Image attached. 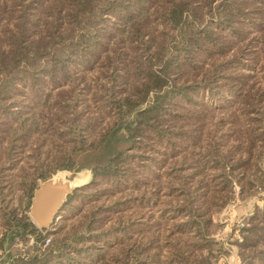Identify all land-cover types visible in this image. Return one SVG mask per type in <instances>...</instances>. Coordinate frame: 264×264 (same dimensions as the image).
<instances>
[{
    "label": "rangeland",
    "instance_id": "1",
    "mask_svg": "<svg viewBox=\"0 0 264 264\" xmlns=\"http://www.w3.org/2000/svg\"><path fill=\"white\" fill-rule=\"evenodd\" d=\"M41 1L0 0V6L6 4L0 15V245L6 229L18 218L29 219L41 228L31 215L32 198L41 182L59 174L80 185L66 196L54 222L41 228L45 229L43 234L52 232L47 237L52 239L50 244H55L54 249L65 243L62 254L56 253L59 260L52 257L50 261L56 263L51 264H66L60 259L72 257L71 264H98L97 253L89 255L88 250L119 242L121 237L126 238V232L133 239L142 234L147 239L159 236L162 243L169 235L177 239L180 233L186 239L190 211L186 207L181 214L179 207L188 199L186 203L201 207L198 210L208 214L212 224L215 241L203 247V254L211 252L212 264H242L237 245L240 229L249 216L264 208V127L250 122L255 113L245 115L241 111L245 105L237 102L242 97L234 93L239 82L228 77L242 72L251 75L248 84L254 85L255 92L264 86V34L250 23V18L264 7V0H216L210 6L203 0H190L192 5H205L196 16H190L195 32L219 33L229 42L221 51L207 40L183 43L180 25L168 28L154 17L144 38L113 31L103 40L106 47L92 55H78L74 48L62 47L64 42L78 41L92 30L89 18L80 27L63 19L60 30L35 34V30L43 29L39 25L31 29L33 38L56 42V52L63 61L61 65L56 62L57 67L66 65L67 73L59 75L58 71L57 78L48 75L41 69L49 61V56H44L34 59L38 63L31 59L23 62L22 69L30 74L15 70V77H19L10 81L5 78L10 71L7 68L13 67L9 61L12 56L7 54L11 51L10 33L19 32L22 8H26L30 20L42 18V14L34 16ZM223 3L231 6L221 16L218 11ZM99 10L97 5L93 18L98 15L99 27L105 33V24L112 19L108 11H102L100 17ZM48 19L52 20L50 16ZM226 20L229 25L224 27ZM239 29H247L246 38L240 36ZM163 41L165 59L180 56L183 64L167 70L168 85L157 93L164 101L156 121L149 122L144 137L132 141L127 128L137 110L125 105L127 109L120 112L111 104L120 92L122 97L128 94L130 102L141 94L135 89L137 83L124 81L121 64L125 55L118 54L126 53L129 58L133 51L129 46L139 43L145 45L139 51L142 60H149ZM152 63L154 70L163 64L155 59ZM147 70L131 67L141 79ZM155 97L150 92L140 107H147ZM231 110L239 120L235 132L228 131L230 126L226 125ZM222 121L226 126L224 142L217 133ZM188 142L191 144L186 145ZM120 150L126 153L113 173L104 174L97 168ZM238 161L243 162L244 170L233 167ZM218 164L220 169L216 168ZM220 174L228 186L214 198L211 189L210 200L203 205L197 192L201 181L216 190L221 186H215ZM180 214L181 218L177 217ZM58 216L61 218L57 221ZM194 239L189 242L191 246L205 242L196 236ZM47 248L33 235L15 236L13 241L7 236L5 246L0 247V264L11 260L15 261L10 264H23L22 258H40Z\"/></svg>",
    "mask_w": 264,
    "mask_h": 264
},
{
    "label": "trees",
    "instance_id": "2",
    "mask_svg": "<svg viewBox=\"0 0 264 264\" xmlns=\"http://www.w3.org/2000/svg\"><path fill=\"white\" fill-rule=\"evenodd\" d=\"M98 1L99 4L97 5L100 8L99 11H101L99 14L100 17H102V11H108L107 13H109L112 19L111 21H108L110 24H105L107 26H105V33H103L104 28L99 27L100 23L98 21V15L97 17L93 18V14L97 7L96 3ZM203 1L210 6L216 0ZM198 5L199 4L192 5L190 0H42L39 4H37L36 14H34V16L42 14V18L30 20L27 15L28 11L26 8H22V21L20 27L18 26L19 32L15 33L13 29L11 30V32L13 31L10 33L9 37V39H11V51H7V54L12 56L9 57V61L13 64V67L7 68L10 71L6 74L5 78H9L8 80L10 81H13L15 78L18 79L19 76L15 77V70H22L25 72V75L30 74V72H27V69H22V63H27V61L30 59L33 63H38V61L34 59L42 58L44 56H49V61L41 69L47 71L48 75L57 78L58 71L60 72L59 75L67 73L65 69L66 65L57 67L59 66L57 63L61 65L63 61L60 54L56 52L58 47L56 42H46L45 37L40 38L39 41H35L36 38H33L34 36H32L34 33L43 34V31H47V29H54L53 31L60 30L63 27V19H68L69 23H74L79 27L88 18L92 23V30L89 31L88 34L81 35L78 41L72 39V41L64 42L62 45L63 48H74L75 53L78 55H85L87 52H90L88 55L95 54L97 51L101 52V50L106 47L103 42L104 38L108 35H111L113 31L116 35H119L120 33V35L126 34L132 38L139 36L140 38H144V32L147 31L148 24L151 23V17L163 21L165 27L168 28H176L180 25L181 27H179V31L181 33L183 43L185 44H192L195 42L198 44L200 42L206 43L207 40L208 42H213L214 46L217 47L218 50H224L225 46L229 44V42L226 43L225 39L221 37L219 33H214L213 35V33L210 34L208 30L195 32V28L192 26L193 21L190 20V16H196V13H198L200 9L205 8V5ZM230 6V4L225 3L220 5L218 11L220 15L222 16L225 10ZM5 10L6 4L2 3L0 6V15L3 14ZM48 16H50L52 20H49ZM221 20H223V18H221L220 21ZM250 20V23L257 27L259 32L263 31L264 34V7L261 8L255 16L250 18ZM235 23H237V21ZM244 24H241V26ZM39 25L41 26L40 29H43L36 31L35 29ZM226 25H229L227 20L224 24V27ZM88 26L89 25L84 24L83 27ZM224 27H222V30ZM31 29H34L35 31ZM239 31L241 32L240 36H243V38H246L249 33L247 32V29H239ZM97 33H99V35ZM51 39L53 38L51 37ZM40 41L42 42L41 44ZM36 44L39 45L38 48V45ZM165 45L166 43L164 41L157 44L156 52L154 53L153 57L144 61L139 54L141 47L145 46L143 44L137 43L136 45L132 43L129 47L133 51L130 52V55L128 54V57L130 56L129 58H127L126 53L120 52L118 54V57L125 55V57L122 58L124 62L121 64V66L124 67L122 76L124 81L126 83L131 81L132 84L137 83L135 89L138 88V94H141L137 100L134 98L132 99V102H130L129 95L127 94L122 97V92H120L119 98L114 99L111 104L115 107V109H119L120 112H122L123 109H127L126 107H131L133 110H137L134 116V122L129 124L127 128L128 137L132 141H137L140 139L139 137H144L148 133L147 131L149 128L147 126L149 122L153 120L156 121L157 113H159L164 101L163 97L158 96L157 93L168 85V77L170 76V73L167 70L173 69V66L180 67L183 64V59L180 56L165 59ZM48 49L51 51H46ZM1 53L6 52L2 51ZM154 59L156 61L163 62L162 66H159V68L155 70L153 67H151L153 64L152 61ZM131 67L148 70L141 79L138 71L131 72ZM23 68H27V66ZM226 69L229 68H225L224 70ZM236 74L237 75L234 77L229 76L228 79L239 82L237 87H233L235 88L234 93H238V95L242 97L240 102L237 103L245 105L243 108H241V111H243L245 115H247V113H255L256 116L250 118V122L253 123V126L264 127V86L255 92L254 85L248 84V80L251 75H244L242 72H237ZM150 92H154L156 97L147 107H140V104L146 100ZM123 101L128 102L130 106L126 103H123ZM227 120L228 122L226 125L230 126L227 128L228 131L235 132L239 126V120L232 110L230 111ZM223 124L224 121H222V125L217 128L218 131H224H217L219 139L222 142H224V138H226V126ZM195 135L197 134L195 133ZM192 136L193 135L186 137ZM189 144H191V142L186 143V145ZM192 144H196V142H192ZM231 152L232 151L230 150L226 156H231ZM125 153V150H120L112 154L103 164L97 166V168L100 169V171L104 174H108L111 171L113 173L117 166L118 160H120V158H122ZM67 167L69 168L70 166L65 165V168ZM233 167H238L244 170L243 162L240 161L234 164ZM216 168L220 169L221 166L218 164ZM219 177L220 178L218 179L220 180H218L219 182L215 184V186L220 184L221 186L220 188H216V190H214L213 185L208 184L204 181V179L201 181L197 192L200 199L202 200L203 205H206L208 200H210L209 197L211 189L213 192L211 196L214 198L217 192H221L228 186L226 182L227 180L222 177V174H220ZM245 185L250 187L252 186V183L246 182ZM33 188L34 185L30 190L32 191ZM29 197H31V195H29ZM186 202L189 203V199L188 201L185 200L184 203L179 207V213L181 214L183 213V210L185 211L186 207H189L190 211V218L188 221H186L187 224L185 232L188 234L186 239L183 238V235L180 233L181 231L178 232L180 233V236H178L177 239L174 240L172 239V236L169 235V237H167V242L165 243H162L163 240H160L158 238L159 236L157 238L147 239L146 236L142 234L140 237L133 239V235H128L129 233L126 232L124 235L126 238L121 237L119 242L106 245L103 244L97 246V248L89 249V255H94L97 253L96 255L98 256L95 257V260H97L98 264H212L211 260L209 259L211 252H209L210 255H204L202 252L204 246H208L215 241L211 235L210 228L212 224L210 217L205 212L198 210L201 207L189 206V204ZM220 205L221 204H219V206ZM181 214L177 215V217L179 216V218H181ZM59 215L61 214L59 213ZM185 215L188 217L187 213ZM172 218L175 219V217ZM43 231H45V229L38 228L29 219L25 220L18 218L16 224H13L6 229L0 247L3 248L5 246V240L7 236L13 241L15 236L33 235L44 244L46 239L49 238L47 236L52 232L43 234ZM240 231L241 240L237 241V245L240 249L242 264H264V208L257 209L256 212L249 216L245 223H243ZM8 233L10 234L8 235ZM195 236L205 241L204 244L200 245L199 243L195 242L191 246L189 242L195 240ZM51 241L52 239L50 238L49 243L46 244L48 248L42 252V257L39 258L36 255L29 258V260L22 258V263H56V260H54V262L50 260L53 259L52 257L59 260V257L56 255V253L58 251L59 254H62V247L65 243H63V241L60 242L59 246L57 245L56 249H54L55 244H50ZM182 242L184 243L182 244ZM72 258L69 260L60 259V261L65 262L66 264H71ZM11 261L14 262L15 260Z\"/></svg>",
    "mask_w": 264,
    "mask_h": 264
},
{
    "label": "water",
    "instance_id": "3",
    "mask_svg": "<svg viewBox=\"0 0 264 264\" xmlns=\"http://www.w3.org/2000/svg\"><path fill=\"white\" fill-rule=\"evenodd\" d=\"M55 178L57 187L53 185ZM75 181L76 184L67 188ZM79 185V181L65 179L59 174L52 175L49 179L41 182L35 190L31 207V215L41 228H48L54 222L55 214L64 204L66 196ZM64 186L66 188H63Z\"/></svg>",
    "mask_w": 264,
    "mask_h": 264
},
{
    "label": "bare ground",
    "instance_id": "4",
    "mask_svg": "<svg viewBox=\"0 0 264 264\" xmlns=\"http://www.w3.org/2000/svg\"><path fill=\"white\" fill-rule=\"evenodd\" d=\"M77 182H72L71 184H69V186L67 188H71L74 184H76ZM54 187H57V183H56V178H55V182L53 183ZM63 188H66V186H64Z\"/></svg>",
    "mask_w": 264,
    "mask_h": 264
},
{
    "label": "built area",
    "instance_id": "5",
    "mask_svg": "<svg viewBox=\"0 0 264 264\" xmlns=\"http://www.w3.org/2000/svg\"><path fill=\"white\" fill-rule=\"evenodd\" d=\"M59 217H60V216H58V218H56V220L59 219ZM49 241H50V238H47L45 244H48Z\"/></svg>",
    "mask_w": 264,
    "mask_h": 264
}]
</instances>
